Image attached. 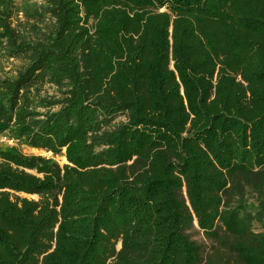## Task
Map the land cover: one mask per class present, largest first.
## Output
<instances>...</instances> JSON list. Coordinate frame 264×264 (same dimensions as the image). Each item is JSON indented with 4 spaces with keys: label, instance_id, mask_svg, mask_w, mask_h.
Here are the masks:
<instances>
[{
    "label": "trees",
    "instance_id": "1",
    "mask_svg": "<svg viewBox=\"0 0 264 264\" xmlns=\"http://www.w3.org/2000/svg\"><path fill=\"white\" fill-rule=\"evenodd\" d=\"M37 1L0 0V137L68 164L0 147V264H209L194 223L264 264V0Z\"/></svg>",
    "mask_w": 264,
    "mask_h": 264
},
{
    "label": "rangeland",
    "instance_id": "2",
    "mask_svg": "<svg viewBox=\"0 0 264 264\" xmlns=\"http://www.w3.org/2000/svg\"><path fill=\"white\" fill-rule=\"evenodd\" d=\"M37 2L38 7L43 5L42 0H38ZM21 6V0H14L13 10L14 12H18L14 13L11 22L13 26H18L20 24V27L24 26L25 29H28L25 16L21 12ZM37 21V25L41 31H49L52 29L53 21L50 18L46 16L41 18L39 17ZM23 64L24 60L9 59L6 55L0 53V76L15 75V73L23 66ZM42 94L53 96L56 94V92L54 88L45 86L43 88ZM119 121H124V118H119L117 122ZM0 147H14L20 153L27 156H41L50 158L59 166H63L66 164L63 161L62 156L53 157L51 153H46L42 150L31 149L21 141H4L3 139H0ZM17 196L27 199H37L36 196H28L23 194H18ZM246 198L248 205L250 204L251 206H257L259 200H264V192L260 196V194H257L253 190L247 189ZM252 231L255 233H264V224L254 222L252 225ZM190 235L193 241L204 247V259L205 261H208L209 264H241L239 258L234 253L229 251V244L234 242L236 240L235 238L228 236L223 232H220V237L216 241H210L205 238L203 233L197 227L196 223H194V228L191 230Z\"/></svg>",
    "mask_w": 264,
    "mask_h": 264
},
{
    "label": "built area",
    "instance_id": "3",
    "mask_svg": "<svg viewBox=\"0 0 264 264\" xmlns=\"http://www.w3.org/2000/svg\"><path fill=\"white\" fill-rule=\"evenodd\" d=\"M0 139H3L4 141H6V140H7V138H6V137H4V136L0 137Z\"/></svg>",
    "mask_w": 264,
    "mask_h": 264
},
{
    "label": "bare ground",
    "instance_id": "4",
    "mask_svg": "<svg viewBox=\"0 0 264 264\" xmlns=\"http://www.w3.org/2000/svg\"><path fill=\"white\" fill-rule=\"evenodd\" d=\"M31 149H32V148H31ZM62 159H63V161L66 163V160H65V158L63 157Z\"/></svg>",
    "mask_w": 264,
    "mask_h": 264
},
{
    "label": "water",
    "instance_id": "5",
    "mask_svg": "<svg viewBox=\"0 0 264 264\" xmlns=\"http://www.w3.org/2000/svg\"><path fill=\"white\" fill-rule=\"evenodd\" d=\"M66 164H68V163L66 162Z\"/></svg>",
    "mask_w": 264,
    "mask_h": 264
}]
</instances>
